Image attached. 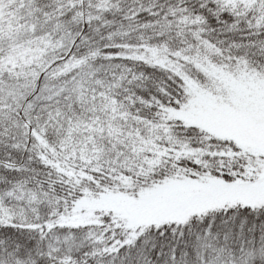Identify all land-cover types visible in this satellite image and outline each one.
Wrapping results in <instances>:
<instances>
[{
    "label": "trees",
    "instance_id": "obj_1",
    "mask_svg": "<svg viewBox=\"0 0 264 264\" xmlns=\"http://www.w3.org/2000/svg\"><path fill=\"white\" fill-rule=\"evenodd\" d=\"M213 69L264 77V0H0V264H264V201L129 240L73 208L168 178L264 181L263 154L169 115Z\"/></svg>",
    "mask_w": 264,
    "mask_h": 264
},
{
    "label": "rangeland",
    "instance_id": "obj_2",
    "mask_svg": "<svg viewBox=\"0 0 264 264\" xmlns=\"http://www.w3.org/2000/svg\"><path fill=\"white\" fill-rule=\"evenodd\" d=\"M209 74L203 86L188 82L186 102L169 115L264 155V77L249 72L230 75L218 69ZM262 201L264 181L227 182L205 176L168 178L135 194L105 191L94 197L86 193L73 208L82 212L84 221L92 219V210L111 213L129 229V240L138 225L184 221L192 213L223 204Z\"/></svg>",
    "mask_w": 264,
    "mask_h": 264
}]
</instances>
